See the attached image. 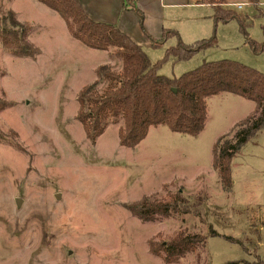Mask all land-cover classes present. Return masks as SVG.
<instances>
[{"label": "rangeland", "instance_id": "374dc122", "mask_svg": "<svg viewBox=\"0 0 264 264\" xmlns=\"http://www.w3.org/2000/svg\"><path fill=\"white\" fill-rule=\"evenodd\" d=\"M188 2H165L180 6L164 11L151 2L140 7L139 25L149 38L146 18L179 36L158 47L140 44L152 64L160 62V75L180 78L220 60L264 74V51H254L238 19L216 24L214 9L235 12L249 40L263 44L264 0L182 5ZM11 11L40 54L18 58L0 46V264H166L155 252L181 232L206 241L175 264H264V127L233 159L229 188L213 169L215 146L233 141L236 123L245 124L256 104L221 93L208 99L206 125L196 137L157 126L127 149L120 145L121 124H110L92 144L77 119L78 95L97 80L99 67L120 72L121 60L114 50L73 38L62 17L36 0L0 1V16ZM203 40L212 45L188 61L167 55L179 41ZM176 195L187 208L167 218L144 222L128 209L146 197Z\"/></svg>", "mask_w": 264, "mask_h": 264}, {"label": "trees", "instance_id": "16d2710c", "mask_svg": "<svg viewBox=\"0 0 264 264\" xmlns=\"http://www.w3.org/2000/svg\"><path fill=\"white\" fill-rule=\"evenodd\" d=\"M37 1L62 17L73 38L91 49L114 50L121 60L120 72L111 65L99 67L97 80L78 95L77 119L92 144L110 124H121L120 145L127 149H135L146 139L150 129L157 126H166L174 133L196 137L205 128L209 98L230 93L255 103L256 113L245 124L238 125L240 130L233 141L214 148L213 169L225 188L232 185L233 159L241 147L264 127L263 73L236 61L220 60L204 62L180 78H167L159 74L160 62L152 64L143 48L118 27L89 18L79 0ZM124 3L127 8L135 6V0H124ZM251 3L258 4V0H251ZM214 9L216 24L238 19L254 51H264V43L249 40L248 26L235 12L219 4ZM173 35L178 36L165 30L163 39L153 40V45L158 47ZM212 41L203 40L192 45L179 41L176 47L168 50L167 55L177 61H188L198 52L209 48ZM0 46L18 58L36 59L40 54L39 49L29 41V29L17 20L13 11L7 16H0ZM102 86L101 93L98 89ZM183 208H187V203L181 195L167 201L155 199L153 202L146 197L128 207L135 217L144 222L182 213ZM212 234L216 235L214 231ZM205 241L204 236L181 232L156 251L155 256L166 264H175L187 254L196 253Z\"/></svg>", "mask_w": 264, "mask_h": 264}, {"label": "crops", "instance_id": "0c3cea01", "mask_svg": "<svg viewBox=\"0 0 264 264\" xmlns=\"http://www.w3.org/2000/svg\"><path fill=\"white\" fill-rule=\"evenodd\" d=\"M171 1H174V0H135V6L127 8L125 7L124 0H79L85 13L89 16V18H91L92 20L96 22L107 23V24H111V25L118 27L123 33L129 36L135 43H137L136 39L141 40L139 41L140 43H137L138 45L142 44L141 42L149 43L152 45L153 40L157 41L155 39L161 38L162 33L165 31L164 25L162 28L161 26L156 28L154 27L155 26L154 23L151 24L150 22H148L147 18L144 19L145 20L144 26L146 25L145 29L147 30L150 38L152 39V42H151L150 38L144 34L143 30L140 28V25H139V18L142 15V12L140 11V7L145 9L144 6L146 4H150V2L152 4L155 3L154 5H156L160 10L162 9V11H164L165 8H169L172 6L174 7L180 6L177 4L167 5L165 3V2L169 3ZM202 1L203 0H193L192 3L188 2V3H183L182 5L186 7L210 6L212 8L211 5L205 4ZM137 5H139V8H137ZM139 13H141V15ZM161 15H162L161 24H163L164 14L162 13ZM137 16H139V18H137ZM256 109L257 108L255 106V109L245 119V121L256 113ZM241 122L236 123V125L241 124Z\"/></svg>", "mask_w": 264, "mask_h": 264}, {"label": "water", "instance_id": "95a60500", "mask_svg": "<svg viewBox=\"0 0 264 264\" xmlns=\"http://www.w3.org/2000/svg\"><path fill=\"white\" fill-rule=\"evenodd\" d=\"M20 205H21V201L20 200H17V206L20 207Z\"/></svg>", "mask_w": 264, "mask_h": 264}, {"label": "built area", "instance_id": "2783aa9c", "mask_svg": "<svg viewBox=\"0 0 264 264\" xmlns=\"http://www.w3.org/2000/svg\"><path fill=\"white\" fill-rule=\"evenodd\" d=\"M239 7H241V6H239Z\"/></svg>", "mask_w": 264, "mask_h": 264}]
</instances>
